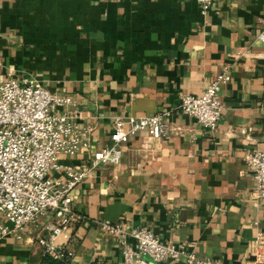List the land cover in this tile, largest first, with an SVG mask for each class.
I'll use <instances>...</instances> for the list:
<instances>
[{
	"label": "crops",
	"instance_id": "1",
	"mask_svg": "<svg viewBox=\"0 0 264 264\" xmlns=\"http://www.w3.org/2000/svg\"><path fill=\"white\" fill-rule=\"evenodd\" d=\"M263 13L264 0H215L206 14L196 0H0V79L32 76L72 94L70 111L90 137V148L59 153L61 163L89 168L71 190L83 217L70 229V264H122L103 220L147 225L221 264H251L249 247L264 233V198L252 192L246 160L264 149ZM225 64L232 78L211 130L182 112L180 97L201 94ZM158 111L169 112L167 134L142 130L119 163L90 168L116 115ZM36 235L28 225L21 237L0 236V264H53Z\"/></svg>",
	"mask_w": 264,
	"mask_h": 264
},
{
	"label": "built area",
	"instance_id": "2",
	"mask_svg": "<svg viewBox=\"0 0 264 264\" xmlns=\"http://www.w3.org/2000/svg\"><path fill=\"white\" fill-rule=\"evenodd\" d=\"M206 14L215 0H196ZM256 38L264 41V13ZM232 78L231 65L225 64L201 94L184 92L179 105L182 112L194 116L214 130L222 117L221 88ZM72 94L51 90L32 76L0 79V236L23 235L25 226L35 225L36 240L43 253L58 264H70L74 249L70 245L73 221L83 217L72 209L71 190L84 179L89 168L73 169L59 161V153L74 155L90 148L86 128L70 111ZM168 111L142 115H116L110 141L93 150L90 168L101 162L119 163L124 146L142 130L152 137L168 133ZM255 178L253 194L264 198V149L247 155ZM64 174L52 176L51 170ZM103 229L116 236L123 254L122 264H221L212 256L200 257L181 243L165 240L147 225L128 229L120 222L101 221ZM132 236L134 241L128 240ZM251 264L264 262V233L248 250Z\"/></svg>",
	"mask_w": 264,
	"mask_h": 264
},
{
	"label": "trees",
	"instance_id": "3",
	"mask_svg": "<svg viewBox=\"0 0 264 264\" xmlns=\"http://www.w3.org/2000/svg\"><path fill=\"white\" fill-rule=\"evenodd\" d=\"M44 255L47 256L53 262V264H58V261L55 258H53V257H51L50 255H47V254H44Z\"/></svg>",
	"mask_w": 264,
	"mask_h": 264
}]
</instances>
